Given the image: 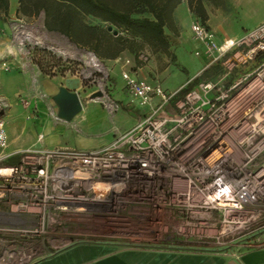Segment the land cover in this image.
I'll list each match as a JSON object with an SVG mask.
<instances>
[{"label": "built area", "instance_id": "built-area-1", "mask_svg": "<svg viewBox=\"0 0 264 264\" xmlns=\"http://www.w3.org/2000/svg\"><path fill=\"white\" fill-rule=\"evenodd\" d=\"M21 26L29 27L19 19L11 26L12 40L20 46L26 37L18 41L15 32ZM188 29L198 43L193 55L205 58L203 68L221 64V75L198 81L178 95L187 82L168 92L158 82L122 71L128 103L145 106L147 112L98 147H28L16 153L15 163L7 164L2 112L8 102L0 96L1 214L11 222L36 220L32 225L0 224V264H22L30 256L9 247V234L41 230L44 218L60 213L114 205L119 191L134 197L151 193L154 205L174 211L177 245L220 250L242 240L248 246L264 245V21L236 38L217 39L199 19ZM72 53L79 62L72 74L92 86L102 64L90 51L73 48ZM254 58L256 65L225 85V76ZM148 59L146 52L136 54L141 64ZM8 69L0 59V72ZM90 99L100 102L108 115L119 108L103 91ZM19 102L28 105L25 99ZM47 111L57 119L51 108ZM138 202L150 203L143 198Z\"/></svg>", "mask_w": 264, "mask_h": 264}, {"label": "crops", "instance_id": "crops-1", "mask_svg": "<svg viewBox=\"0 0 264 264\" xmlns=\"http://www.w3.org/2000/svg\"><path fill=\"white\" fill-rule=\"evenodd\" d=\"M200 2L205 13L203 23L212 29L216 36L220 29L219 25L225 21V11L221 8L216 11L210 10L203 0ZM228 3H232V1L228 0L225 5L228 6ZM16 8V0H7L6 12L0 10V59H4L9 65L8 71L0 72V96L8 102V106L2 112L7 137V146L4 150L7 154L15 155V161H17L16 153L28 147L90 149L110 141L116 132L127 130L147 112L145 106L128 103V94L123 80L120 78V73L124 70H131L137 78L159 83L170 66L178 63L177 58L186 52V44L189 41L192 43V53L198 45L191 38L188 27L193 20L199 18L190 11L186 0H180L171 13L174 31L164 29L169 42L167 54L151 53L147 47H144L148 51L146 53L149 60L140 66L135 63L134 53L127 49L121 50L112 58L103 59L107 71L106 96L115 101L119 107L112 115H108L104 108H99V110L87 109L90 103L96 102L90 99L94 89L92 86L84 84L78 76L74 74L48 76L39 73L31 65L24 66V68L19 65V60L14 54V47L8 37L9 31L7 32L5 26L8 25L10 19L4 17V14H13ZM262 21L264 19L259 20L255 25ZM238 36L240 35L232 34L223 37L216 36V38H236ZM212 67L214 64L207 66L202 71L199 69L193 75L197 77L204 70H209ZM235 69L236 75L243 72L239 66ZM199 72L201 73L199 74ZM216 74L218 75V70L214 69L208 76H216ZM34 77L36 82L33 85L32 78ZM184 83L185 81L172 89L164 88L163 90L173 91ZM60 85L74 91L81 102L80 112L70 122L58 118L54 119L49 116L47 111L48 108H51L55 113V105L51 97ZM37 92L41 96H38ZM20 98L28 101L26 107L19 102ZM27 114H29L28 117ZM107 116L113 123V130L111 127V129L99 131L98 127L106 121ZM62 126L72 127L77 132L72 135L71 140H64L61 138V134L55 131L58 129L57 127L61 128ZM39 134L41 138L38 140ZM4 207L0 203V224L14 223L17 225L16 222L7 221L3 218L1 212L4 211ZM9 235L5 239L9 247H12L16 240L11 234ZM39 254L44 255L41 252ZM34 264H264V245L248 246L242 240L235 246L222 250L193 247L167 251L140 246L136 243L113 245L103 241L81 242L39 257Z\"/></svg>", "mask_w": 264, "mask_h": 264}, {"label": "rangeland", "instance_id": "rangeland-1", "mask_svg": "<svg viewBox=\"0 0 264 264\" xmlns=\"http://www.w3.org/2000/svg\"><path fill=\"white\" fill-rule=\"evenodd\" d=\"M203 1L210 10L216 11L221 8L225 11V21L219 25L220 29L216 36L241 35L244 31L251 29L259 20L264 19V0H231L232 3H228V6L225 5L228 0ZM27 10L29 11V9ZM4 17L10 19L8 25L5 26L7 32L9 31L8 37L11 38L10 43L14 47L15 57L19 60V65H22V68L31 65L39 73L48 76L54 74H72V69L79 65L77 55L72 56L73 48L90 51L87 47L74 45L56 31L46 30L43 26V13L41 10L34 14L31 12L23 14L15 10L13 14H4ZM15 19L21 20L28 26H34L37 32H33V34L35 37H39L36 39L38 42L32 37L24 38L20 46L16 40H12L11 26L15 22ZM83 21L87 24L104 26L103 23L88 16L83 17ZM186 49V52L177 58L178 63L176 62L170 66L167 73L161 77L159 83L163 89H172L183 81L188 82L195 77L193 74L201 69L206 62L204 57L193 55L191 41L186 44ZM41 50L47 51L53 59L49 60L48 57H44L40 53ZM138 50L148 53L144 47ZM94 56L100 61L103 69L97 73L96 82L92 85V88L94 89V93L103 91L106 95L105 83L107 71L103 62L104 58ZM258 58L249 60L239 65V67L243 71L247 68L249 69L258 63ZM215 64H218V66L215 65L214 69L218 70V75H221L224 71L222 65L219 63ZM235 73L236 69L231 74L225 76L223 80L225 81V85H228L231 79L236 76ZM218 75L204 76L201 73L196 77V82L214 81L218 78ZM99 108L103 109V106L100 102L96 101L90 103L87 109L99 110ZM112 125L113 123L107 116L106 121L101 123L98 130L111 129ZM57 128L55 131L60 133L61 138L67 141L71 140L72 135L77 133L72 127L62 126L61 128ZM111 130H113V127ZM3 153L7 154L5 150ZM10 156L12 154L8 155L5 161ZM146 197H143V195L134 197L128 191H119V202L114 205H92L86 211H68L60 213L57 216L44 218L41 230L38 227H33L36 231L26 236L17 233L14 236L16 240L14 248L26 250L25 253H30L29 259L22 264H34L39 257L41 258L44 255L55 253L72 244L81 242L103 241L113 245L136 243L140 246L154 247L167 251L193 248L175 244L173 239L177 238V236L173 231V226L176 222L174 211L168 207L154 205L155 198L151 193L146 195ZM142 198L143 200H149L150 203H139V199ZM21 219L22 217L16 220L17 225H21L22 223L32 225V223H36L34 218H25L27 219L25 222H22ZM40 252L44 255L41 256Z\"/></svg>", "mask_w": 264, "mask_h": 264}, {"label": "trees", "instance_id": "trees-1", "mask_svg": "<svg viewBox=\"0 0 264 264\" xmlns=\"http://www.w3.org/2000/svg\"><path fill=\"white\" fill-rule=\"evenodd\" d=\"M180 0H17L16 12L23 14L43 13V26L48 31H56L78 47H87L101 58H112L121 50L127 49L136 54L141 47H147L151 53H168L169 42L164 29L174 31L171 18L173 8ZM190 11L205 20L200 0H186ZM29 9V11L27 10ZM0 10L6 12L7 0H0ZM91 17L103 23L89 25L83 17ZM111 26L117 34L112 35L105 28ZM40 53L49 60L50 54ZM56 60V59H55ZM136 65H142L136 60ZM204 70L208 76L215 68ZM61 68V67H60ZM213 69V70H212ZM194 77L178 90V95L196 82ZM11 156L7 164L15 163Z\"/></svg>", "mask_w": 264, "mask_h": 264}, {"label": "water", "instance_id": "water-1", "mask_svg": "<svg viewBox=\"0 0 264 264\" xmlns=\"http://www.w3.org/2000/svg\"><path fill=\"white\" fill-rule=\"evenodd\" d=\"M111 32L112 35H116V30H112L111 26L105 28ZM99 92H95L91 97L99 96ZM53 104L55 105V116L59 120L70 122L71 119L81 110V102L74 91H70L63 86H58L56 93L51 97Z\"/></svg>", "mask_w": 264, "mask_h": 264}, {"label": "bare ground", "instance_id": "bare-ground-1", "mask_svg": "<svg viewBox=\"0 0 264 264\" xmlns=\"http://www.w3.org/2000/svg\"><path fill=\"white\" fill-rule=\"evenodd\" d=\"M35 27L34 26H29L24 28L23 26L18 28V31L15 32V37L17 38L18 41H21L23 37L26 38H30L32 37L33 39H35L36 42H38V40H36L39 37H35V35L33 34V32H37L35 31ZM102 66L100 68V70H102Z\"/></svg>", "mask_w": 264, "mask_h": 264}]
</instances>
